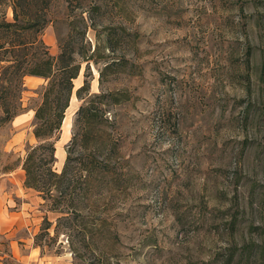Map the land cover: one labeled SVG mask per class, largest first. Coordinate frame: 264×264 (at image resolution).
Masks as SVG:
<instances>
[{
	"label": "rangeland",
	"instance_id": "obj_1",
	"mask_svg": "<svg viewBox=\"0 0 264 264\" xmlns=\"http://www.w3.org/2000/svg\"><path fill=\"white\" fill-rule=\"evenodd\" d=\"M70 1L54 0L49 12L51 55L72 35L77 50L96 55L90 67L77 57L90 93L132 97L105 116L97 161L109 171L87 191L99 203L85 215L108 231L95 237L97 250L83 247L82 260L64 235L51 248L35 245L45 218L53 236L61 216L25 186L23 170L38 144L45 80L0 124V264H221L227 249L235 264H264V0ZM123 58L133 73L100 86L99 71ZM77 91L70 136L63 123L56 145L59 173L84 104ZM80 155L75 147L76 167Z\"/></svg>",
	"mask_w": 264,
	"mask_h": 264
},
{
	"label": "trees",
	"instance_id": "obj_2",
	"mask_svg": "<svg viewBox=\"0 0 264 264\" xmlns=\"http://www.w3.org/2000/svg\"><path fill=\"white\" fill-rule=\"evenodd\" d=\"M53 1L0 0V124L13 121L24 110L26 77H39L48 82L44 88L43 102L35 112L34 136L38 144L27 150L23 170L25 186L41 194L49 202V211L61 216L57 218L53 236V224L45 218L41 233L35 237V245L43 250L51 248L64 235L72 254L82 260L83 247L97 250L95 237L108 231L105 221L92 222L85 215V212L98 213L99 201L93 196L88 197L87 191L98 175L109 171L97 161L103 150L100 128L111 106L130 101L132 97L128 91L101 90L91 94V84L86 77L84 85L76 92L77 99L84 102L77 112V132L69 147L63 171L59 173L55 170L59 133L73 99L74 81L82 71V63L77 57L88 63L96 55L90 56L86 47L77 50L72 35L63 43L58 58L51 55L43 35L50 22L49 12ZM68 3L71 7L72 2L68 0ZM9 9L13 13L12 21L8 19ZM99 10L98 6H94L90 13L95 14ZM90 19L94 20L92 16ZM70 25L74 29V22ZM94 26L97 25L94 23ZM108 36L113 48V39L110 34ZM129 65L130 61L126 58L107 62L99 71L100 86L103 87L112 75L130 72L132 67ZM75 147L81 150L77 167L74 166L76 159L73 157ZM75 238H78L77 241ZM235 256L234 251L227 249L220 262L235 264Z\"/></svg>",
	"mask_w": 264,
	"mask_h": 264
},
{
	"label": "crops",
	"instance_id": "obj_3",
	"mask_svg": "<svg viewBox=\"0 0 264 264\" xmlns=\"http://www.w3.org/2000/svg\"><path fill=\"white\" fill-rule=\"evenodd\" d=\"M44 81L45 79L39 77H26L25 86L26 88H28V90L32 91L41 87ZM82 85H83V81L81 76H79L78 79L74 81L75 91L79 90L82 87ZM0 230H3V227L1 225H0Z\"/></svg>",
	"mask_w": 264,
	"mask_h": 264
},
{
	"label": "bare ground",
	"instance_id": "obj_4",
	"mask_svg": "<svg viewBox=\"0 0 264 264\" xmlns=\"http://www.w3.org/2000/svg\"><path fill=\"white\" fill-rule=\"evenodd\" d=\"M73 102L71 103L70 105V115L68 117H66L65 121H64V131H65V136L66 138H68L70 136V131H71V126H72V122H71V119H72V114H74V111L76 109L75 107V104L73 105ZM57 156V154H56Z\"/></svg>",
	"mask_w": 264,
	"mask_h": 264
}]
</instances>
